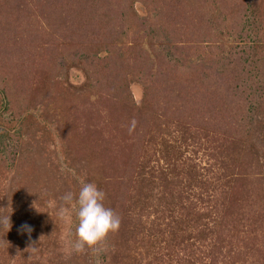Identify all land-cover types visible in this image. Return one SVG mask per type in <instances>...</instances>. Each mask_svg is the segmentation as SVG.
<instances>
[{"label":"rangeland","instance_id":"1","mask_svg":"<svg viewBox=\"0 0 264 264\" xmlns=\"http://www.w3.org/2000/svg\"><path fill=\"white\" fill-rule=\"evenodd\" d=\"M0 264H264V0H0Z\"/></svg>","mask_w":264,"mask_h":264},{"label":"clouds","instance_id":"2","mask_svg":"<svg viewBox=\"0 0 264 264\" xmlns=\"http://www.w3.org/2000/svg\"><path fill=\"white\" fill-rule=\"evenodd\" d=\"M79 184L78 192H66L59 198V203L53 201L55 215L70 229L73 224L75 226V239L66 242L69 254L92 250L100 256L107 251L109 235L119 231L121 218L105 206L106 193L95 183L81 179ZM8 223L10 225L9 218ZM22 228L29 233L32 231L29 225Z\"/></svg>","mask_w":264,"mask_h":264},{"label":"trees","instance_id":"3","mask_svg":"<svg viewBox=\"0 0 264 264\" xmlns=\"http://www.w3.org/2000/svg\"><path fill=\"white\" fill-rule=\"evenodd\" d=\"M121 5H122V3H120ZM118 6H119V4H118ZM131 7H132V3H131ZM106 12L108 13V19L109 20H111V19H113V17H112V14L108 11V10H106ZM133 13V14H132ZM133 15H134V11L132 12L131 11V24L133 25V22L134 21H132V19L134 20V17H133ZM123 19H124V21H122L121 23H124V22H130L129 21V17H127V16H124L123 17ZM119 23H120V21H119ZM142 24H144V22H142ZM141 24V25H142ZM130 27H133V26H131V25H129ZM128 26V27H129ZM135 26V25H134ZM122 28V27H121ZM120 28V29H121ZM152 29V28H151ZM154 29V28H153ZM130 31V29H128V31L126 30V32H125V34L127 35V33ZM136 31V30H135ZM115 34L117 35V37L116 38H114L113 37V41H111V42H108V43H105L104 45H103V48H111V49H113L112 48V46L111 45H113V43H114V40L115 41H118V40H120V36H124V31H117V32H115ZM120 35V36H119ZM155 36V35H154ZM118 37H119V39H118ZM122 38V37H121ZM114 46V45H113Z\"/></svg>","mask_w":264,"mask_h":264}]
</instances>
